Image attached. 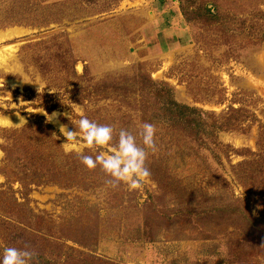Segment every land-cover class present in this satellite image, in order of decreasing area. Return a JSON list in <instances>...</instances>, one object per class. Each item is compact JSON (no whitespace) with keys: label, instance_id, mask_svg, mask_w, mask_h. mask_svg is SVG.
I'll return each instance as SVG.
<instances>
[{"label":"rangeland","instance_id":"374dc122","mask_svg":"<svg viewBox=\"0 0 264 264\" xmlns=\"http://www.w3.org/2000/svg\"><path fill=\"white\" fill-rule=\"evenodd\" d=\"M248 1L0 0V33L10 32L0 37V253L27 244L50 264H264V174L237 166L257 151V125L217 131V159L148 93L152 78L214 117L243 100L264 122V48L231 31L257 30L240 23ZM80 113L113 127L109 147L120 129L140 144L139 125L156 126L141 190L106 185L62 135L35 145L22 129L42 116L75 130ZM19 145L18 163H4Z\"/></svg>","mask_w":264,"mask_h":264},{"label":"trees","instance_id":"16d2710c","mask_svg":"<svg viewBox=\"0 0 264 264\" xmlns=\"http://www.w3.org/2000/svg\"><path fill=\"white\" fill-rule=\"evenodd\" d=\"M263 1L264 0H249L246 4V14L249 17H243L240 20V23L246 20L250 21L251 25L253 27H256L257 30L250 29L231 31L233 34L236 35L242 34L244 39L248 43L252 45H258L264 48V11L260 10L259 7V4ZM200 11L202 12L200 7L194 8L193 10V12L197 14H200ZM210 11V7L205 6L203 13H209L211 18L213 19L220 18V16L218 15V13H220V10H215L212 13ZM257 11H259L260 13H256ZM188 41L189 39L187 38L183 40L184 43H188ZM141 76L142 75H140V77ZM141 79H143V77H141ZM148 85L149 96L155 97L157 102L161 105V109L164 113L162 116L164 117V119L167 122H175L176 124L181 125L182 132H184L185 135H188L197 147H199L200 149L206 148L210 150L214 154L215 158H217L218 156L217 152L209 148H211L210 144H213L216 141L215 136L217 131L244 129V127H246V130H250L252 125L256 124L258 130L256 136L257 151L251 152V158L242 160L237 166H246L249 169V172H251V175L254 179L262 177V175L264 174V122L260 118H258L254 113L251 112V110L248 108L249 104L247 102L245 103L242 100L238 106H234L231 102L227 106V108L221 113V115L214 117L212 111L177 101L174 98L171 88L166 86V84H162L160 82L158 83L152 78H149ZM242 91L246 92L244 90ZM233 95L236 96L237 92H234ZM262 112L264 113V107L262 108ZM248 116H250V118ZM151 118H153L152 114ZM248 120L249 122L244 125V121ZM35 127L36 129H34ZM22 129L23 132L28 130L29 132L31 131V133L34 134L30 141H34L35 145H39L43 141H46L50 147L57 146L59 144V140L57 139V137H61L59 130L47 123L44 117L42 116L37 117L34 126L25 125ZM13 131L16 132L15 129H13ZM5 147H7V145H5ZM22 148L24 147H22L21 145L17 147L16 151L14 149L13 151H10L5 148L7 152L5 153L6 155L4 163L6 162V164L8 163L9 165H11L10 163H12L15 165L16 162L17 164L18 152H20L19 154H21ZM196 150H198V148H196ZM37 155H39V153H32L31 157L37 159ZM62 155L64 156V153ZM24 156L25 155H23V157ZM50 156V160H52V163L57 167L58 161L55 158L56 155L51 153ZM27 159V162L30 163L31 166L35 165L36 161H31L29 158ZM23 179L24 178L20 180L22 186H26V184L31 183H34L36 185L40 183L39 180H31L26 183ZM25 194H27V192H25ZM184 211L188 212V210L186 209H184ZM34 264H50V260L41 254H36L34 258Z\"/></svg>","mask_w":264,"mask_h":264},{"label":"clouds","instance_id":"9594fccd","mask_svg":"<svg viewBox=\"0 0 264 264\" xmlns=\"http://www.w3.org/2000/svg\"><path fill=\"white\" fill-rule=\"evenodd\" d=\"M45 116L48 120L52 119L47 113ZM80 117L73 122L75 130L60 125L59 132L65 137L64 143L69 146L67 150H74L87 169L99 167L107 177L105 183L109 187L116 189L123 184L128 191L141 190L143 182L151 175L146 166L148 150L152 153L157 151L156 126L149 122L139 125L140 144L137 143V136L120 129L115 146L109 147L113 141V127L91 121L83 113H80ZM94 147L105 148L106 151H100L94 157L83 153L84 148ZM2 156L3 153H0ZM35 256L36 253L27 244L22 248L9 246L0 253V264H34Z\"/></svg>","mask_w":264,"mask_h":264},{"label":"bare ground","instance_id":"6f19581e","mask_svg":"<svg viewBox=\"0 0 264 264\" xmlns=\"http://www.w3.org/2000/svg\"><path fill=\"white\" fill-rule=\"evenodd\" d=\"M15 31H16V30H15ZM4 33H5V32H4ZM4 33H3V34H1V33H0V37L4 35V36H5V38H6V35H7V34L9 35V33H10V32H8V33H5V34H4ZM8 35H7V36H8Z\"/></svg>","mask_w":264,"mask_h":264}]
</instances>
